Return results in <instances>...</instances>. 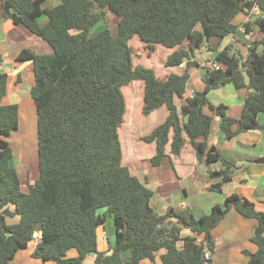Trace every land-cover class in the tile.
I'll use <instances>...</instances> for the list:
<instances>
[{
	"label": "trees",
	"instance_id": "obj_1",
	"mask_svg": "<svg viewBox=\"0 0 264 264\" xmlns=\"http://www.w3.org/2000/svg\"><path fill=\"white\" fill-rule=\"evenodd\" d=\"M43 2L2 0L5 17L45 39L53 52L23 49L17 56L33 62L35 75L31 96L37 110L39 179L27 191L22 190L18 170L11 164L13 147L6 138L18 129L19 106L2 102L8 79L0 74V264H15L18 251L29 245L36 231L42 237L32 257L43 264H83L91 254L95 255L93 264H143L144 260L213 264L205 251L214 252L213 230L231 209L257 219L251 239L258 248L244 252L246 264H264V211L252 200L231 193L199 218L187 209L159 213L152 204L153 190L123 164V152H129L123 150L119 133L127 111L122 88L142 81L143 114L163 105L169 112L142 137L145 143L156 145L151 163L158 165L166 157L171 131V153L179 155L186 133L199 159L224 165L210 171V179L218 181L208 186L221 192L236 167L208 144L214 116L220 117L228 140L264 128L258 120L264 112V0H59L53 7H43ZM253 8L257 13L243 24L244 30L257 29L261 35L248 44L246 57L229 43L216 50L214 61L219 69L194 59L212 37L233 34L238 28L233 18ZM110 13L118 18L116 31L106 25L93 32L98 22L106 24ZM42 14L48 17L45 25L38 21ZM134 35L150 55L158 45L175 48L166 56L165 66L186 62V69L160 79L153 68L134 64L130 45ZM192 66L204 69L205 86L187 97L179 110L175 97H184ZM228 84L248 90L240 118L229 115L227 104L209 99L212 90ZM206 105L212 114L204 113ZM255 161L264 164V155ZM107 213L116 225L110 254L98 250V228L106 222ZM14 217L18 221L10 222ZM185 229L192 234L185 235ZM72 248L77 255L69 257ZM128 250L130 255L124 256Z\"/></svg>",
	"mask_w": 264,
	"mask_h": 264
},
{
	"label": "crops",
	"instance_id": "obj_2",
	"mask_svg": "<svg viewBox=\"0 0 264 264\" xmlns=\"http://www.w3.org/2000/svg\"><path fill=\"white\" fill-rule=\"evenodd\" d=\"M44 2H48V5L45 7H53L52 5L55 6L58 4L57 0H53L52 2L51 0H44ZM253 11L255 10H251V12ZM247 12L248 11H245L244 13L245 18L242 23L250 20V14H247ZM38 21L41 25H45L48 22V17L42 14L38 17ZM241 31L247 36L246 41H248V39H250V33H247L242 28ZM233 40L241 41L236 38L235 33H233L220 39L217 49H222L227 44L233 43ZM207 47L210 53L214 51L212 47ZM23 49H30L36 53L42 54H50V52H53L52 46L45 39L33 33L24 24L15 23L12 19L5 17L2 0H0V57L2 58L0 74H6L8 79L7 92L2 102L4 104H17L19 106L18 129L6 137L13 147L11 164L14 165L16 169L19 164L18 162L27 156V150L23 149V146L25 144L30 145L29 141H31L29 131L27 130L28 127H26V122H28L27 115L30 116L32 114L34 116V109L36 107L31 96V88L35 84L33 62L31 60L21 61L17 58L18 54ZM174 49L175 48H167L166 56ZM205 49L206 46L199 48L194 55V59L197 60L196 55L203 53ZM217 49H215V53ZM234 49L236 48L234 47ZM215 53L213 54L215 55ZM210 63L211 61L207 59L205 65L210 66ZM185 69L186 62L178 67H169L167 69V74L170 72L181 73ZM200 70L202 71L201 67H190V79L188 82H191L192 76ZM228 85L212 90L209 93V99L214 104H227L229 106V115L234 118H240L243 112L244 99L248 90L245 88L236 89L235 87H233L234 90H232ZM194 91H196V88L192 89L189 94L185 92L183 98L178 96L175 97V102L179 110L183 101L187 97H191ZM212 93H216L215 98L211 97ZM228 93H232L237 98V101L224 102L222 98L227 100ZM32 100L34 105L31 103ZM207 107L209 111L208 114H212L209 106ZM156 111H161L159 123L163 122L169 113L165 105L155 109L150 114ZM261 113L258 115V120L261 124H264V118L263 120L260 118L262 115ZM220 121V117L214 116L212 131L208 137V144L215 145L222 156L234 162L236 167L232 180L223 184V190L221 192L209 190L208 186L218 181V179H210V171L219 170L223 168L224 165L221 161L210 163L207 162L205 158L199 159L197 151L186 133V143L181 153L179 155H173L171 153L173 131H171L170 142L166 146L167 155L158 165H153L150 161V158L155 153V143H148L151 153L145 158H134L136 153L135 143L134 147L131 148V153L125 155V152H123V164L126 166L130 165V169L133 171L132 174L138 176L153 190L152 204L159 213H165L170 208L187 209L191 211L196 218H199L204 214L210 213L215 204H222L225 198L234 192L249 198L256 204L258 210L264 211V164L255 161L256 158L264 155V128L244 131L233 139L228 140L220 127ZM129 122H131V120H129ZM238 125L239 124L236 123L234 129L237 128ZM25 127L27 130L26 132L24 131ZM127 127L126 129L122 128L126 137V130L131 129L132 131V125ZM139 140L142 141L141 139ZM15 158H17V160H15ZM25 160L27 162V159ZM256 225V218L245 217L236 209H231L213 230V237L216 245L211 255L213 264H246L248 255L244 250L254 252L258 248L251 239ZM101 230V244L98 250L110 254L113 251L114 245L111 244L110 239L106 236L107 232L105 229L102 227ZM184 234L192 233L185 229ZM40 236L42 237V233L38 231V237L33 238L26 248H22L18 251V253L22 251L21 260H19L18 264L44 263L43 260L32 257V252L41 239ZM199 239H201V237ZM181 245L182 243L179 242V246ZM71 251H75V254L71 253ZM75 255H77L75 248L67 252V256L69 257ZM128 255H130L129 250L124 252V256ZM94 260V254L88 255L83 261V264H85V262L87 263V261H89L87 264H93ZM142 263L150 264L149 261H142Z\"/></svg>",
	"mask_w": 264,
	"mask_h": 264
},
{
	"label": "rangeland",
	"instance_id": "obj_3",
	"mask_svg": "<svg viewBox=\"0 0 264 264\" xmlns=\"http://www.w3.org/2000/svg\"><path fill=\"white\" fill-rule=\"evenodd\" d=\"M53 0H51L52 2ZM59 3V0H57ZM43 7L48 5V2H43L42 3ZM54 6V5H52ZM252 10H255L253 12L248 11L247 14H250V19L253 20V14L255 15L257 13V9L253 8ZM251 12V13H250ZM245 11L239 12L232 20V22L236 25H238V30H236L235 37L240 39L241 41L233 40L234 42L233 47L238 49L242 56L246 57L248 54V47L247 45L251 43L255 38L261 35V32L257 29H255L253 32L250 33V39L247 40V36L242 33L241 28L244 29L243 24L246 22H243V19L245 18ZM46 16V15H45ZM251 20V21H252ZM249 21V20H248ZM117 22L118 18L115 16L113 13L108 15L106 24L102 21L98 22L95 27L93 28V32H97L106 25L111 29L112 32H115L117 29ZM254 26V25H253ZM220 42V38L218 37H212L209 41V46L212 47V49L215 51L217 49L218 44ZM130 45L133 47V53H134V64H142L148 67H151L154 69L157 77L160 79L165 78L167 75V67L165 66V58H166V53H167V47L163 45H158L156 50L154 52L149 53V50L146 48L145 44L141 41L140 37L138 35H134L133 38L130 40ZM214 51H211L208 49L206 46V49L203 51V53L197 54V60L199 63L202 65H205L207 62V59H209L211 62L215 60V53ZM51 53V52H50ZM204 69L202 68V71L200 70L199 72L197 71L191 79V82H188L187 84V89H186V94H189V92L196 88V90L200 91L204 88V83H203V76ZM229 88L232 90L234 85L229 84ZM125 97H126V102H127V111L125 114V121L122 124L121 128H125L129 125H132V131L131 129L126 130V135L124 134L123 129H119L120 133V138L122 141V146L123 148H127L128 152L131 153L132 147L136 148V153L135 157L138 158H145L147 155L151 153L150 151V145L148 143H145L144 141H140L139 139L142 140V137L152 131V129L159 123V119L161 117V111H156L152 114L145 115L142 112V107L144 104V83L142 81H132L128 85L124 86L122 88ZM216 93H212L211 97L215 98ZM227 100L225 98H222L224 102H235L237 101V98L232 94L228 93L227 94ZM33 105V100L31 102ZM204 113H208V107L204 106L203 108ZM261 120L264 118V113H261ZM31 116V117H30ZM27 115L28 122H26V127H28L29 131V136L30 140L29 143L30 145L25 144L23 146V149H26L27 156L25 158H22L19 164L17 165V170L19 172L20 178L22 180V190L27 191L30 185H33L38 179H39V167H38V140H37V118H36V107L34 109V116ZM131 120V122H129ZM26 127L24 131L26 132ZM128 128V127H127ZM27 143V142H26ZM19 154V153H18ZM20 155V154H19ZM131 157V156H130ZM19 158V157H18ZM24 159V160H23ZM27 159V162L26 160ZM17 160V158H15ZM124 162V161H123ZM131 162V161H130ZM129 165V164H127ZM140 167V166H139ZM132 168V165H131ZM129 171L132 173V169H130V165L128 166ZM100 212H104L105 209H100ZM18 217L14 218H9L10 222H16L18 221ZM104 228L105 231L107 232L106 236L110 239L111 244L115 245L116 243V225L113 220V216L111 213H107V220L104 223V225H101L98 228V233H99V240H98V248L100 249V233H101V228ZM32 244V243H31ZM20 251L18 255L16 256L14 263L18 264L19 260H21V253ZM71 253L75 254V251H71ZM212 253V252H211ZM18 260V261H17ZM89 261H87L88 263ZM143 262H148V260H144ZM85 262V264H87ZM146 264V263H145Z\"/></svg>",
	"mask_w": 264,
	"mask_h": 264
},
{
	"label": "built area",
	"instance_id": "obj_4",
	"mask_svg": "<svg viewBox=\"0 0 264 264\" xmlns=\"http://www.w3.org/2000/svg\"><path fill=\"white\" fill-rule=\"evenodd\" d=\"M210 67L211 68H215V69H219L220 68V65H219L218 62L214 61V62H211L210 63ZM37 237H38V231L34 232V234H33V238H37ZM211 255H212L211 251L209 249H206L205 256L207 258H212Z\"/></svg>",
	"mask_w": 264,
	"mask_h": 264
}]
</instances>
